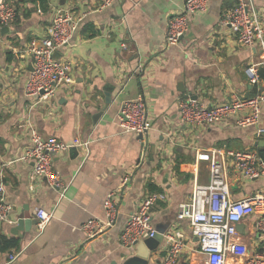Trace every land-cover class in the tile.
Returning a JSON list of instances; mask_svg holds the SVG:
<instances>
[{
    "label": "crops",
    "instance_id": "0c3cea01",
    "mask_svg": "<svg viewBox=\"0 0 264 264\" xmlns=\"http://www.w3.org/2000/svg\"><path fill=\"white\" fill-rule=\"evenodd\" d=\"M5 1L15 8L16 18L0 27V199L11 207L8 220L0 222V238L17 246L0 250V264H124L143 244L123 247L121 231L152 192L164 194L165 201L152 207V225L161 240L148 264L162 262L164 236L176 231L185 243L178 264H204L189 222L176 217L194 181L207 185L210 180L209 164L197 161L196 152L217 148L260 155L264 139L256 131L264 128V103L256 124L246 127L236 123L245 112L218 124L189 126L180 120L177 104L188 96L201 105L218 106L235 96L249 99L261 88L262 81L251 85L245 75L247 66L262 60L259 46L239 44L219 24L239 0H210L205 12L189 17L187 33L170 47L165 43L167 18L180 13L184 0H116L102 10L99 0H45V5ZM253 3L264 29V0ZM58 8L83 16L58 51V59L72 65L73 82L33 104L25 96L32 71L27 48L46 34ZM258 70L262 80L264 70ZM139 96L150 129L143 135L124 133L117 118L120 106ZM30 128L70 146L52 159L66 187L63 193L45 179L30 180L33 161L20 159L31 146ZM77 142L87 143L86 151L72 147ZM125 175L131 177L121 193ZM228 176L233 201L264 190V176L247 180L231 164ZM112 192L114 224L87 236L82 225L105 220L104 202ZM37 208L52 213L41 231L34 216ZM25 213L36 224L18 230L17 219ZM257 219L251 215L236 226L238 252L226 264H245L264 253V231L256 229ZM13 253L19 255L9 262Z\"/></svg>",
    "mask_w": 264,
    "mask_h": 264
},
{
    "label": "built area",
    "instance_id": "2783aa9c",
    "mask_svg": "<svg viewBox=\"0 0 264 264\" xmlns=\"http://www.w3.org/2000/svg\"><path fill=\"white\" fill-rule=\"evenodd\" d=\"M116 0H99V10L109 7ZM210 0H184L179 14L167 18L165 43L167 47L177 45L188 31L189 17L205 12ZM15 8L0 0V27L15 21ZM83 16H78L70 9L58 8L54 11L52 21L46 34L40 39L30 41L27 53L32 60V71L29 73L26 85V98L37 104L49 100L62 86L71 85L72 65L55 57L59 49L67 45ZM219 24L227 27L235 36L237 42L246 47L256 44L261 51L262 60L258 64L246 67L245 75L251 85L261 88L255 96L249 99L233 97L230 101L218 106H204L188 96L179 99L177 110L180 120L189 126L218 124L229 116L245 112L247 115L237 120V125L246 127L256 124L260 107L264 103V78L261 80L259 68L264 70V29L261 26L253 0H239L228 11L224 12ZM33 106V105H32ZM31 106V107H32ZM119 126L124 133L143 135L150 129L147 119V108L144 99L139 96L134 100L124 101L119 109ZM258 138L264 139V128L256 131ZM31 146L21 156V160H32L33 168L30 180L45 179L52 188L65 190L59 174L53 169L54 156L65 152L70 146L53 137H43L35 128H30ZM72 147L87 149V143H79ZM196 160L209 164L210 180L207 185L194 181L190 197L179 205L178 220H187L192 233L198 239V252L205 256L204 264H226L228 257L235 256L238 246L233 242L236 226L245 218L257 215L255 226L258 231H264V190L233 201L230 194L228 164L247 180H257L264 176V159L253 151H234L212 149L196 152ZM130 175L122 178L119 192H123L130 181ZM3 188L0 185V194ZM113 192L106 196L104 202L105 220L91 219L82 225L81 229L92 237L101 229L114 224L117 210L112 201ZM165 201V195L152 192L138 205L136 212L128 218L120 234V244L131 248L138 242L153 238L156 231L152 225V207ZM11 207L0 199V222L7 221ZM37 229L43 230L52 218V213L37 208L34 213ZM165 238V255L160 264H178L185 247L181 232L168 233ZM19 253L9 255V262L14 261ZM245 264H264V253L250 257Z\"/></svg>",
    "mask_w": 264,
    "mask_h": 264
},
{
    "label": "water",
    "instance_id": "95a60500",
    "mask_svg": "<svg viewBox=\"0 0 264 264\" xmlns=\"http://www.w3.org/2000/svg\"><path fill=\"white\" fill-rule=\"evenodd\" d=\"M55 57L60 58V54L56 53ZM33 224H36V222L31 219V216L29 213H25L22 217L17 219L16 228L18 230H23L25 226L24 228L25 231H28L29 228L27 227ZM160 240H161V235L156 233V235L153 238L140 241L142 242L143 245L137 247L135 249L136 250L135 254L131 258H129L124 264H148L151 252L155 248L154 245H157L156 243H158Z\"/></svg>",
    "mask_w": 264,
    "mask_h": 264
},
{
    "label": "trees",
    "instance_id": "16d2710c",
    "mask_svg": "<svg viewBox=\"0 0 264 264\" xmlns=\"http://www.w3.org/2000/svg\"><path fill=\"white\" fill-rule=\"evenodd\" d=\"M40 4L45 5V0H37ZM262 156V158L264 159V150L261 152L260 154ZM17 246L16 242L13 240H6V239H2L0 238V250L1 251H6L10 248H13Z\"/></svg>",
    "mask_w": 264,
    "mask_h": 264
}]
</instances>
